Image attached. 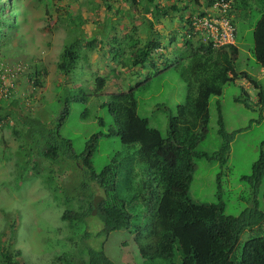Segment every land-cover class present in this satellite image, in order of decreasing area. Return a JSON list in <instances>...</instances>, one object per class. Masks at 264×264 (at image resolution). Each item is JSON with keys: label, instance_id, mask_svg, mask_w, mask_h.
<instances>
[{"label": "rangeland", "instance_id": "rangeland-1", "mask_svg": "<svg viewBox=\"0 0 264 264\" xmlns=\"http://www.w3.org/2000/svg\"><path fill=\"white\" fill-rule=\"evenodd\" d=\"M13 1L20 5L21 12L13 6ZM156 1L169 6L183 4L181 0ZM201 1V5L208 6L209 0ZM198 4L194 3L197 11L191 4L182 5L183 10H170L167 16L154 23L155 29L150 36L149 20L144 18L142 4L132 0H0V109L3 105L2 113L8 114L0 119V264H8L1 255L3 251L10 252L18 264H63L56 262L58 256L67 254L68 259L77 261L78 251L83 247L80 234L75 236L69 222L62 218L67 207L78 209L80 205L82 192H78L76 185L81 178L77 176L79 171L71 160L62 163L44 160L47 148L39 143L35 146L34 159L39 160L40 165L35 167L30 160L24 167L25 177L20 175L17 164L27 160V156L22 148L24 136L16 134L14 129L25 132L26 127L23 129L22 124L17 123L15 111L33 116L43 113V117L49 113L56 115L70 99L71 113L61 134L72 140L75 152L83 154L92 135L108 133L115 125L113 115L104 104L111 101L113 94L139 84L137 115L149 118L150 124L167 137L169 119L165 105L175 110L184 102L186 83L179 71L165 67L168 62L172 65L177 51L189 52L187 40L191 37L185 20L200 12ZM263 10L264 5L253 6L250 17L236 22L240 52L235 68L237 72H250L264 85L262 65L257 63L252 52L254 27ZM10 11L16 14L15 21ZM148 17L152 19L151 14ZM104 25L112 26L110 34L99 36L96 46L89 48L86 38L96 29L105 28ZM82 31L85 38H82ZM127 35L138 39L140 46L149 38L161 43L152 56L157 69L134 65L130 60L132 51L126 42L125 56L119 61L113 59L114 38ZM192 37L194 45L201 44L199 35ZM77 38H81L85 57L80 59L75 70L66 74L58 66L60 56L66 40L69 44ZM123 59L128 61L125 66ZM34 73L40 74L41 85L31 80ZM98 76L105 77L106 84L101 93L92 94ZM242 78L228 82L221 95L211 97L208 134L198 146L199 150L210 154L221 149L224 137L220 133L219 118L222 117L226 129L236 132L229 160L223 164L217 159L196 157L198 168L190 189L197 201L225 202L226 213L234 216L256 203L264 211V178L258 191L252 182L243 179L252 174L254 163L264 148V106L258 103L259 93L252 83L250 94L244 92V82L249 81ZM82 92L88 94V100H74L73 96ZM16 96L20 98L19 104L12 102ZM99 117L103 124L98 121ZM126 148L121 135H103L92 155L95 169L100 171L115 153ZM50 169L54 171L53 180L47 176ZM93 189L102 195L103 190L98 185L93 183ZM67 197L71 198L68 203ZM151 220L152 215L142 219L145 231ZM135 224L136 217L129 227L112 231L106 238L98 235L103 223L99 219L91 220L88 230L93 235L88 243L98 249L104 246L116 264H146ZM258 236H264V221L244 230L236 251L241 252L247 240Z\"/></svg>", "mask_w": 264, "mask_h": 264}, {"label": "trees", "instance_id": "trees-1", "mask_svg": "<svg viewBox=\"0 0 264 264\" xmlns=\"http://www.w3.org/2000/svg\"><path fill=\"white\" fill-rule=\"evenodd\" d=\"M132 1L142 4L144 18L149 20L150 36L155 29V22L167 16L170 10L178 11L184 8L177 3L169 6L156 0ZM192 1H184L185 7L186 4H191L193 10L197 11V6L194 5L196 2L199 3L198 7H201L200 13L206 14L202 9H208V6L213 5L217 0H209L208 6L201 5L200 0ZM263 5L264 0H234L230 12L234 14L236 23L238 19L250 17L253 6ZM13 6L17 7L19 12L22 11L20 5L14 1ZM148 14L152 15V19ZM10 16L14 21L17 19L13 11H10ZM194 16L195 14L185 20L188 34L192 31ZM111 29L112 26L109 25L96 29L91 37L86 38L87 46L94 48L96 39L99 36L105 37L106 34L108 36ZM0 35H2L1 31ZM82 38H85L83 31ZM191 38L187 40L189 52L177 51L172 65L168 62L165 67L179 71L186 83L184 102L175 110L165 105L164 109L169 119L167 137L150 124L149 118L137 115L139 84L128 91L113 94L111 101L104 104L113 115L115 125L108 133L92 135L83 154L75 152L72 148V140L65 139L61 134V128L71 113L68 104L70 99L65 108L56 115L49 113L43 117V113L33 116L15 111L17 123L22 124L23 129L26 127L25 132L14 129L16 134L24 136L22 148L25 149L27 156V160H21L17 164L20 175L25 177L24 167L30 160L34 161L35 167L40 165L41 162L34 159V156L36 144L41 143L47 148L43 155L44 160L50 159L57 163L71 160L79 171L77 176H81L76 181L78 192H82L79 198L80 205L78 209L67 207L62 214L63 220L69 222L73 228L74 235L80 234V240L83 242V247L77 255L80 258L74 261L68 259L67 254L60 255L56 258L57 263L116 264L108 256L104 246L98 249L88 243L93 235L92 231L88 230L90 221L99 219L104 227L98 235L107 238L112 231L129 227L136 217L137 240L146 264H264V236L247 240L243 250L236 251L244 230L264 221V211L257 203L253 207L246 208L241 215L234 216L226 213L225 202H200L190 194L194 174L198 168L196 157L217 159L226 164L229 160L231 143L236 135V132H229L226 129L224 120L220 117V133L224 137L221 149L214 154L198 149L199 144L208 134L211 97L221 95L228 82L245 77L259 89L258 103L264 106V85L250 72L236 71L235 60L240 52L237 44L218 49L214 47L213 41L205 43L201 40L200 45H194ZM114 40L111 47L114 60L119 61L125 56L126 42L132 51L130 60L134 65L145 69L150 67L157 69L152 56L155 50L161 47L158 40L149 38L142 46L133 35L124 38L116 36ZM80 41L81 38H77L69 44L67 40L65 42L58 66L66 74L75 70L80 59L85 57ZM252 52L257 63L264 66V10L254 27ZM122 62L124 66L128 64L125 59ZM31 80L36 85L42 84L39 73L32 74ZM96 83L92 94L103 91L106 78L98 76ZM73 98L86 102L88 94L82 92ZM12 102L19 104L20 98L16 96ZM3 109L2 105L0 119L8 115L2 113ZM98 121L103 124L102 118L99 117ZM115 134L122 136L127 148L115 153L110 163L97 171L92 161L96 146L103 135ZM61 152L64 155L62 157H60ZM52 171L50 169V173L47 172L50 180L55 179ZM263 178L264 148L262 147L260 157L254 163L252 174L244 176L243 179L252 182L258 191ZM93 183L103 190L102 195L95 192ZM70 200L71 198H66L67 203ZM150 215L152 220L148 224L149 229L145 231L146 228L141 222L144 217ZM82 229L83 232H80ZM1 255L8 264H18L13 261L10 252L3 251Z\"/></svg>", "mask_w": 264, "mask_h": 264}, {"label": "built area", "instance_id": "built-area-1", "mask_svg": "<svg viewBox=\"0 0 264 264\" xmlns=\"http://www.w3.org/2000/svg\"><path fill=\"white\" fill-rule=\"evenodd\" d=\"M233 3L234 0H217L205 10L206 14H196L189 36L197 34L205 43L213 41L218 49L236 44L237 26L235 16L230 12Z\"/></svg>", "mask_w": 264, "mask_h": 264}, {"label": "crops", "instance_id": "crops-1", "mask_svg": "<svg viewBox=\"0 0 264 264\" xmlns=\"http://www.w3.org/2000/svg\"><path fill=\"white\" fill-rule=\"evenodd\" d=\"M184 1H186V0H181L180 2H182L183 4L182 5H184ZM205 1H207V0H205ZM201 3H203V0L201 1ZM237 45H238V41H237ZM264 69V66H262V70ZM242 79H245V80H247L245 77H243ZM248 81V80H247ZM245 83V85H244V91H246L248 94H250V92H249V89H250V81L246 84V81L244 82ZM255 87V86H254ZM256 88V87H255ZM256 91L259 93V89H257L256 88Z\"/></svg>", "mask_w": 264, "mask_h": 264}, {"label": "clouds", "instance_id": "clouds-1", "mask_svg": "<svg viewBox=\"0 0 264 264\" xmlns=\"http://www.w3.org/2000/svg\"><path fill=\"white\" fill-rule=\"evenodd\" d=\"M209 6H210V5H209ZM209 6H208V7H209ZM206 9H207V8H203L202 10H204V11H205ZM236 44H237V40H236ZM263 70H264V69H263ZM263 70H262V71H263ZM263 72H264V71H263Z\"/></svg>", "mask_w": 264, "mask_h": 264}]
</instances>
